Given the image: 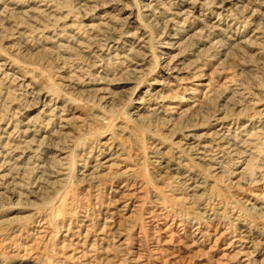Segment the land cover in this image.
Wrapping results in <instances>:
<instances>
[{"label": "rangeland", "instance_id": "1", "mask_svg": "<svg viewBox=\"0 0 264 264\" xmlns=\"http://www.w3.org/2000/svg\"><path fill=\"white\" fill-rule=\"evenodd\" d=\"M0 264H264V0H0Z\"/></svg>", "mask_w": 264, "mask_h": 264}, {"label": "bare ground", "instance_id": "2", "mask_svg": "<svg viewBox=\"0 0 264 264\" xmlns=\"http://www.w3.org/2000/svg\"><path fill=\"white\" fill-rule=\"evenodd\" d=\"M204 151V150H203Z\"/></svg>", "mask_w": 264, "mask_h": 264}]
</instances>
